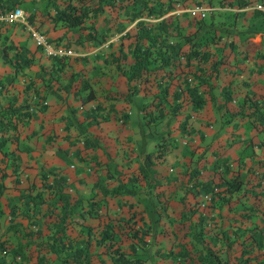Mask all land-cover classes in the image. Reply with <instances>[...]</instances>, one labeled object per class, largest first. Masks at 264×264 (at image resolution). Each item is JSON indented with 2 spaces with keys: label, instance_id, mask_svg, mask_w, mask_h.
I'll use <instances>...</instances> for the list:
<instances>
[{
  "label": "rangeland",
  "instance_id": "rangeland-1",
  "mask_svg": "<svg viewBox=\"0 0 264 264\" xmlns=\"http://www.w3.org/2000/svg\"><path fill=\"white\" fill-rule=\"evenodd\" d=\"M238 1L187 0L171 11L179 15L181 33L199 42L207 57L204 77L208 61H219L213 101L190 75L196 60L186 65L183 55L180 64L134 82L137 93L131 94L106 58L128 27L103 42L65 47L74 34L63 25L35 28L27 21L30 12L39 15L42 2L34 10L19 5L18 20L0 17V62L18 56V64L31 63L17 67L15 89L36 115L21 131L17 153L7 155L13 164L1 183L0 264H76L78 249L88 254L78 264H128L132 257L143 264H185L192 257L199 264L206 247L230 263L247 264L255 256L249 264H264V122L246 116L248 103L264 112V5L249 0L239 7ZM51 56L68 57L53 62L61 71L47 73ZM71 71L79 72L73 75L76 95L60 88ZM12 83L10 76L0 89ZM186 83L205 91L199 106L189 102ZM49 86L57 96L45 95ZM89 89L94 97L84 101ZM145 152H152L157 171L149 184L135 178ZM54 177L71 201H80L56 241ZM237 177L241 186L229 193L228 181ZM198 231L200 243L193 238ZM17 242L28 260L9 254Z\"/></svg>",
  "mask_w": 264,
  "mask_h": 264
},
{
  "label": "trees",
  "instance_id": "trees-1",
  "mask_svg": "<svg viewBox=\"0 0 264 264\" xmlns=\"http://www.w3.org/2000/svg\"><path fill=\"white\" fill-rule=\"evenodd\" d=\"M37 1L43 3L39 9V15L36 17L34 15L35 13L30 12L27 16V21L30 24H34L33 26L35 28H40L45 22L53 25H63L67 29L66 32L69 31L74 34V37L64 43L65 47H69L71 43L83 47L85 43L103 42L113 35L122 33L128 27L123 34L119 35L117 38V46L109 51L106 58L110 59L112 68L117 74L123 77L131 94L137 93L134 82L145 80L149 73L167 68L174 62L180 64L179 59L183 55L186 65L190 61L196 60L197 69L190 75L206 87V92L199 91V84L190 85V83H186L189 102L194 106H199L202 101L201 93L203 92L206 93L210 101H213L211 93L212 72L216 75L219 61H208L210 63L209 72L204 77L206 66L201 64L207 62V57H204V52L199 49V42L193 41L190 34L181 33L178 21L179 15L171 12L175 3L187 0H0V17L11 15L13 10L19 5L29 4L32 10H34ZM248 3L249 0H240L237 5L243 7ZM261 3L264 5V0H261ZM227 4L230 6L233 3L232 1H228ZM37 20L38 23L35 24ZM40 33L45 35L43 31H40ZM63 35L65 36V33ZM51 40L49 41L47 39V42L57 43V39L53 38ZM181 41L183 43H180ZM185 43L189 44L188 51L182 50V45ZM110 45L111 43L108 46ZM19 52H23V55H25L24 52L26 51L22 49ZM66 58L68 57L51 56V64L47 69V73L61 71L62 68L56 66L53 62L61 63ZM83 59L86 60L87 57H83ZM208 60L210 59L208 58ZM15 62L16 68L21 65L17 63L18 56L13 61L11 60V63L14 64ZM23 63L26 68L31 64L29 61H23ZM197 71L200 73L196 74ZM78 73L77 71H71L65 82L60 85L61 90L66 94L72 93L76 95L78 90H80V87L73 86V75ZM33 76L36 77L39 75L36 72ZM9 78L10 76L7 79ZM157 78L162 77L158 76ZM80 82L84 86L82 78ZM44 88L46 90L45 95L57 96L55 89L52 87L49 86V89L47 87ZM38 95L40 96L39 93ZM93 97L94 93L89 89L84 101H89ZM247 106L248 111L246 116L252 121L263 123L264 112L259 110V106L257 104L250 105L249 103ZM35 118L36 115L28 111L26 102H21L18 105L7 103L0 108V196L2 180L8 174L6 169L8 167L12 168L10 166L13 164L11 163L12 160L8 162L7 155L13 154V152L17 153L16 145L18 144V139L20 140L19 136L21 135V131ZM10 144H13L14 147L7 151L6 148ZM156 174L157 171L152 158V152H145L141 163L137 165L135 178L142 180L145 184H149L150 180L154 179ZM57 177H54L51 182L57 192L60 203L59 210L52 222L54 226L53 240L55 241L59 238L57 234L66 230L70 223L68 219L76 213L80 204L79 200L75 199V201H71L70 194L64 193L60 185V177L59 179ZM228 182V187H230L228 190L229 193L238 190L241 186V179L238 177ZM154 184H156V181L153 182L152 186ZM124 191L129 192L127 189H124ZM110 193H113V191H106V194ZM9 228L6 230H9ZM201 236V232L198 231L193 235V238L200 243L202 240ZM87 246V244L84 245V247ZM21 249L22 245L17 242L16 247L10 248L8 252L12 257L19 255L26 259V255L21 252ZM206 250V260L199 264H241L238 262L230 263L228 258H220L208 247H206ZM176 254L181 255L178 251H176ZM72 255L75 260L74 263L78 264L81 262L80 258L85 260L88 254L85 253L83 256L82 249H78ZM118 256L116 255L114 261H118L119 263L120 259ZM255 258V256L247 257L245 259L246 263L249 264ZM189 260L188 263L185 261V264H197L192 257ZM234 261L236 260L234 259ZM126 262L128 264H143V261L138 257H132ZM31 264L40 263L32 262ZM255 264L260 263L255 262Z\"/></svg>",
  "mask_w": 264,
  "mask_h": 264
},
{
  "label": "crops",
  "instance_id": "crops-1",
  "mask_svg": "<svg viewBox=\"0 0 264 264\" xmlns=\"http://www.w3.org/2000/svg\"><path fill=\"white\" fill-rule=\"evenodd\" d=\"M11 65L12 64L10 60L5 61L3 58H1L0 81L3 83V80L7 79L9 76H13V83L8 84L6 87H3L2 89H0V107H3L7 103H15L16 100H19V102L23 101V99H20V98L18 99L17 89H15V84L20 75L19 74L20 70L18 71L19 68L12 69ZM21 65L20 67H22ZM22 93H23L22 91L19 93V97H21Z\"/></svg>",
  "mask_w": 264,
  "mask_h": 264
},
{
  "label": "built area",
  "instance_id": "built-area-1",
  "mask_svg": "<svg viewBox=\"0 0 264 264\" xmlns=\"http://www.w3.org/2000/svg\"><path fill=\"white\" fill-rule=\"evenodd\" d=\"M21 13H22L21 9L17 6L13 10L11 16L13 19L18 20L19 17L21 16ZM36 39H37L38 44H41L44 47V50H46L48 54H54V52L51 49H49L48 45L45 44V42L42 40L40 36H37Z\"/></svg>",
  "mask_w": 264,
  "mask_h": 264
}]
</instances>
